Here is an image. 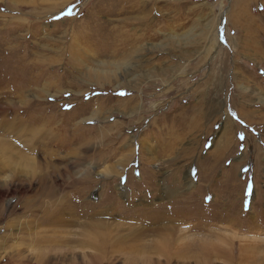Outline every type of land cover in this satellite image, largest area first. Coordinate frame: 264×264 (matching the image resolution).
I'll list each match as a JSON object with an SVG mask.
<instances>
[{
	"label": "rangeland",
	"instance_id": "374dc122",
	"mask_svg": "<svg viewBox=\"0 0 264 264\" xmlns=\"http://www.w3.org/2000/svg\"><path fill=\"white\" fill-rule=\"evenodd\" d=\"M166 238L264 264V0H0V264H168Z\"/></svg>",
	"mask_w": 264,
	"mask_h": 264
},
{
	"label": "bare ground",
	"instance_id": "6f19581e",
	"mask_svg": "<svg viewBox=\"0 0 264 264\" xmlns=\"http://www.w3.org/2000/svg\"><path fill=\"white\" fill-rule=\"evenodd\" d=\"M252 21V20H251ZM251 21H249V24L251 25ZM253 22V21H252ZM240 115V114H239ZM226 134V133H225ZM243 153V152H242ZM217 156H216V158L217 157H219V153H217L216 154ZM124 168V167H123ZM122 173V172H121ZM120 176V175H119ZM191 183V182H190ZM56 189H58V188H54V187H47V188H45L44 189V191H42V192H40L39 194L40 195H44V197H47V198H52V197H54L55 196V193L57 192V190ZM44 211V213H43V215L42 216H40V217H37L35 220H38L40 223L41 222H46L47 220L49 221V223L50 224H54V223H58L60 220H58V217H55V214L57 213L56 211L57 210H53V211H50V212H48V211H46V209L45 210H43ZM41 213H42V211H41ZM54 215V216H53ZM60 215V214H59ZM38 223V222H37ZM152 223V222H151ZM147 228H149V227H146V229H140V232L138 233V234H136V235H144L147 231L149 232H151V231H154V230H164V232H167V231H169V232H171V230L173 231L174 229H176L175 228V225H173V224H171V225H163V226H160L158 229L156 228V229H152V230H150V229H147ZM99 228H97V226H95L94 228H93V231H94V233H92V235L90 234V233H88V234H84V236L81 238V242L82 243H84V244H91V245H93L95 248H103L104 246L106 247L107 246V242H105V240L102 238V234L103 233H101L99 230H98ZM98 230V231H97ZM102 230V229H101ZM54 232H55V230H53ZM63 231H65V230H63ZM147 232V233H148ZM158 232H160V231H158ZM56 233V232H55ZM147 233H146V235H147ZM93 234H94V236H93ZM91 235V236H90ZM177 235V234H176ZM185 236V235H184ZM180 238H181V240H183L182 238V235L180 236ZM180 238H166V239H162L161 241H159L158 243H156V244H153L152 246H151V248L156 252V253H161L162 251H167V252H165V255H167L166 253H168V255H169V257L165 260L166 262H164V263H170V261H171V259H170V256H172V252H171V250H176V252L178 251V252H180V253H182V254H184L185 252H187V250L189 249V247H190V244H189V241H186L185 240V242L183 243V244H180L181 243V241H178L179 243V245L177 244V241L176 240H179ZM137 239V238H136ZM143 240V239H142ZM153 242V241H152ZM155 242V241H154ZM194 242V241H193ZM144 243V242H143ZM149 243V242H148ZM131 245H132V243H131ZM143 245V244H142ZM130 247H132V246H130ZM199 247H201V245L199 246ZM142 248H144V247H142ZM146 248V247H145ZM199 249V248H198ZM246 249H247V246H246ZM248 250V249H247ZM247 250H245V252L247 253ZM154 252V253H155ZM175 252V251H174ZM243 252V251H242ZM245 252H243V253H241V254H244ZM245 253V255H247ZM102 255V254H101ZM177 255H180V254H177ZM244 256V255H243ZM149 257V256H148ZM173 257V256H172ZM52 258V257H51ZM51 258H49L48 260L46 259V260H43V263H46V261H48V263L49 264H52L51 263ZM95 258H97L98 259V257L95 255ZM140 259V258H139ZM151 259V258H150ZM173 259V258H172ZM155 260V259H154ZM151 261H153L152 259H151ZM158 262H160V261H153L152 262V264H156V263H158ZM162 262V261H161ZM150 264V262H147V260H146V263L145 264ZM54 264V263H53ZM92 264V263H91ZM171 264V263H170Z\"/></svg>",
	"mask_w": 264,
	"mask_h": 264
},
{
	"label": "snow or ice",
	"instance_id": "6c2138e0",
	"mask_svg": "<svg viewBox=\"0 0 264 264\" xmlns=\"http://www.w3.org/2000/svg\"><path fill=\"white\" fill-rule=\"evenodd\" d=\"M69 14H71V13H69ZM123 94V93H122Z\"/></svg>",
	"mask_w": 264,
	"mask_h": 264
}]
</instances>
